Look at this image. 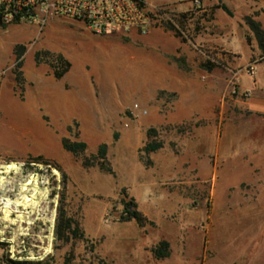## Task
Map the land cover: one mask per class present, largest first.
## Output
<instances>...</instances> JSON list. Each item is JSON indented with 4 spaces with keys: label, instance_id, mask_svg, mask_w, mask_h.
Returning <instances> with one entry per match:
<instances>
[{
    "label": "rangeland",
    "instance_id": "374dc122",
    "mask_svg": "<svg viewBox=\"0 0 264 264\" xmlns=\"http://www.w3.org/2000/svg\"><path fill=\"white\" fill-rule=\"evenodd\" d=\"M159 1L146 36L0 24V264H264V28ZM61 193L87 241L55 240Z\"/></svg>",
    "mask_w": 264,
    "mask_h": 264
},
{
    "label": "built area",
    "instance_id": "2783aa9c",
    "mask_svg": "<svg viewBox=\"0 0 264 264\" xmlns=\"http://www.w3.org/2000/svg\"><path fill=\"white\" fill-rule=\"evenodd\" d=\"M81 23L92 35L137 34L146 36L154 24L145 0H0V24L35 25L44 29L54 18ZM136 119L146 115L138 104L129 108Z\"/></svg>",
    "mask_w": 264,
    "mask_h": 264
},
{
    "label": "trees",
    "instance_id": "16d2710c",
    "mask_svg": "<svg viewBox=\"0 0 264 264\" xmlns=\"http://www.w3.org/2000/svg\"><path fill=\"white\" fill-rule=\"evenodd\" d=\"M219 8L223 10V12H225L228 16H233L231 10L225 5L221 4ZM15 54H16V60L19 61L22 54V49L16 51ZM58 61L64 63L65 69L62 70L61 72H55L54 73L55 78H61L68 68V64L65 63L61 58H58ZM20 80H21V76L20 74H18L17 82H20ZM63 147L65 150L69 152L77 153L79 151H82L85 148V145L83 143H74L71 145H67L66 143H64ZM158 148H159L158 145H147L144 148V152L150 154L152 152H155ZM104 152H105V148H101V153ZM121 203L123 205V212L122 215L120 216L121 221L124 222L134 221L139 227H143L146 220L143 217V215L138 211L134 199L128 198L127 195H125L123 196V198H121ZM64 205H65V195L64 193H61L59 199V206L57 208L55 227H54L55 240L60 241L62 244H68L71 241H77V240L87 241V239L84 238L83 232L81 231L78 222L66 214ZM168 249H169V244L166 241H161L151 249V252L153 254L154 259L161 260L168 257L169 255Z\"/></svg>",
    "mask_w": 264,
    "mask_h": 264
},
{
    "label": "crops",
    "instance_id": "0c3cea01",
    "mask_svg": "<svg viewBox=\"0 0 264 264\" xmlns=\"http://www.w3.org/2000/svg\"><path fill=\"white\" fill-rule=\"evenodd\" d=\"M146 1L150 2V0H146ZM190 1L191 0H161L158 2V4H162V3L167 4L171 9L175 10L176 12H180L184 8H187L188 5H190ZM201 2L203 6L213 9L215 11V15L217 19H223L225 16L227 18L231 17V16H228L225 12H223V10L219 8L221 4L225 5L226 7H230V5H233V6L248 5L249 7H253V10L255 11V13H258L256 16V20L259 21L261 23L262 28H264V0H201ZM218 26L219 25L216 22V25H215L216 35L222 30V28L220 29ZM168 252H169L168 257L161 259V260L154 259L152 252L151 254L154 260L160 261L163 263V262H166L168 258L170 257V246H169ZM125 264H140V262L137 260L136 261L128 260Z\"/></svg>",
    "mask_w": 264,
    "mask_h": 264
}]
</instances>
